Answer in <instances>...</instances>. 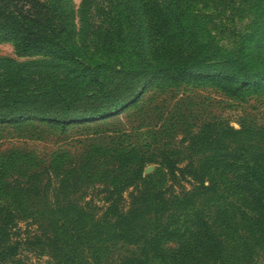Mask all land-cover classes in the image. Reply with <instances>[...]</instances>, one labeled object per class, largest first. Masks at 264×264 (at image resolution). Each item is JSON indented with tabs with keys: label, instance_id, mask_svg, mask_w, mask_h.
I'll return each mask as SVG.
<instances>
[{
	"label": "trees",
	"instance_id": "obj_1",
	"mask_svg": "<svg viewBox=\"0 0 264 264\" xmlns=\"http://www.w3.org/2000/svg\"><path fill=\"white\" fill-rule=\"evenodd\" d=\"M223 23L241 45L213 41L208 27ZM0 42L29 59L0 58L4 126L64 131L169 85L264 92V0H81L76 10L72 0H0ZM160 126L144 152L117 137L48 161L4 155L0 264H256L264 128L183 117Z\"/></svg>",
	"mask_w": 264,
	"mask_h": 264
},
{
	"label": "rangeland",
	"instance_id": "obj_2",
	"mask_svg": "<svg viewBox=\"0 0 264 264\" xmlns=\"http://www.w3.org/2000/svg\"><path fill=\"white\" fill-rule=\"evenodd\" d=\"M72 1L76 10L81 0ZM223 24L227 30L208 27L215 32H211L213 41L225 49L241 45L242 40L232 33L230 25ZM233 24L240 33L247 24V18L242 15L234 17ZM0 58H10L19 63L29 60L17 58L10 42H0ZM180 117L194 126L201 120L213 119L228 123L235 129L241 122L264 128V92L232 98L210 86L169 85L143 94L135 105L119 115L104 121L72 124L64 131L37 123L19 127L0 125V159L14 151L43 161L56 155L71 157L87 150L89 145L106 143L117 137L124 148L133 147L144 152L147 148L157 147L153 145V135L160 125L167 127ZM149 166L153 172L156 165L149 164L145 168ZM27 257L29 264H39L33 255ZM256 264H264V253Z\"/></svg>",
	"mask_w": 264,
	"mask_h": 264
},
{
	"label": "water",
	"instance_id": "obj_3",
	"mask_svg": "<svg viewBox=\"0 0 264 264\" xmlns=\"http://www.w3.org/2000/svg\"><path fill=\"white\" fill-rule=\"evenodd\" d=\"M151 171H152V167L149 166V167L144 169L143 174L146 175V174L150 173Z\"/></svg>",
	"mask_w": 264,
	"mask_h": 264
}]
</instances>
